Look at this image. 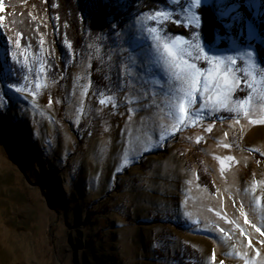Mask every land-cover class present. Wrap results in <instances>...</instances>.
Here are the masks:
<instances>
[{
  "label": "rangeland",
  "instance_id": "obj_1",
  "mask_svg": "<svg viewBox=\"0 0 264 264\" xmlns=\"http://www.w3.org/2000/svg\"><path fill=\"white\" fill-rule=\"evenodd\" d=\"M136 1L83 0L82 20L99 4L108 18L78 48L59 0H0V264H264V3L237 0L234 22L201 0L196 28L190 0ZM156 10L173 16L158 25ZM152 27L233 57L234 97L212 87L182 116L185 85L155 70Z\"/></svg>",
  "mask_w": 264,
  "mask_h": 264
},
{
  "label": "snow or ice",
  "instance_id": "obj_2",
  "mask_svg": "<svg viewBox=\"0 0 264 264\" xmlns=\"http://www.w3.org/2000/svg\"><path fill=\"white\" fill-rule=\"evenodd\" d=\"M262 3H264V0H262ZM247 6L257 7L258 5L249 3ZM200 7L201 0H190L187 7L183 9V12L186 13L187 16V23L185 26L196 28L200 26L201 17L196 12H193V9H199ZM219 8L220 16L234 22H241L243 20L241 5L237 0H222ZM172 16L173 13L170 11L156 10L154 14L148 16V19L156 20L159 25ZM161 17L163 20L159 19ZM179 22L184 23V20L181 19ZM141 23L143 25V21ZM146 32L151 40L150 47L154 50L157 57L156 61L153 62L155 70L163 71L170 79L185 85L180 89L183 96L178 104L182 116H187L189 114L186 106L195 104L198 94L208 92L212 87L216 88L218 94L223 90V99H218V103L224 104L230 96L234 97L235 91L239 90V86L244 83L241 80H237L235 77H230L232 69L228 64L230 62L235 65L236 61L233 57L208 56L201 45L178 36L175 38H168L166 34L159 32L157 27L146 28ZM197 35H199V33H197ZM189 48H195L198 51L195 54H190L187 52ZM201 55L206 63L213 65L210 72L206 73L198 66ZM143 65L144 61L141 60L139 64L135 66V71L140 75H147V71L144 69ZM221 66L223 67V74L219 71ZM129 67L132 68L133 66L129 65ZM210 80L212 81L211 84L209 83ZM9 87H11V85H9ZM16 90L20 91L19 88ZM246 102L247 101L241 100L240 105L242 106ZM104 103V100L100 101V104L103 105ZM193 115L197 114L193 113ZM245 115H247V113H245ZM211 130V128L207 129L209 132ZM160 139H164V137H160ZM132 162L134 161H130L129 163ZM245 223H247V218H245ZM256 232H260L261 236H264V232H261L259 227H256ZM212 259L213 264H217L215 253L212 254ZM219 264H223V261H220Z\"/></svg>",
  "mask_w": 264,
  "mask_h": 264
},
{
  "label": "trees",
  "instance_id": "obj_3",
  "mask_svg": "<svg viewBox=\"0 0 264 264\" xmlns=\"http://www.w3.org/2000/svg\"><path fill=\"white\" fill-rule=\"evenodd\" d=\"M60 2V9L58 10L61 13V20L67 26L65 28L67 34L72 39V41L77 42L76 45L79 48L81 46V42L84 39V32L86 25L89 26L90 31L94 35H99L105 29V22L108 18V14L106 13L107 5L102 7L99 4V8H91L88 14L87 20H82L81 15V4H83V0H59ZM142 6H148V9H152V7H157V0H138L135 2L136 4L142 3ZM200 14L204 18L203 21V36L205 41L208 43H212L214 36L216 35L217 31L220 30V24L217 22V18L213 13L210 6H202V9L199 10ZM108 12V11H107ZM264 50L261 52V58H264ZM96 70V67L93 68ZM102 79L100 73L95 71L94 73V80L100 81ZM100 86V85H99ZM202 174V173H201Z\"/></svg>",
  "mask_w": 264,
  "mask_h": 264
}]
</instances>
